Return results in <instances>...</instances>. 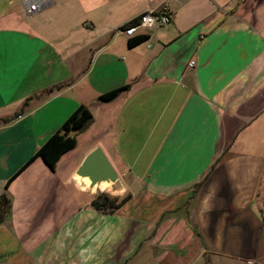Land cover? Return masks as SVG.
Wrapping results in <instances>:
<instances>
[{"label":"crops","instance_id":"1","mask_svg":"<svg viewBox=\"0 0 264 264\" xmlns=\"http://www.w3.org/2000/svg\"><path fill=\"white\" fill-rule=\"evenodd\" d=\"M2 1L0 196L10 210L0 236L24 244L25 264H196L203 250L190 210L199 212L194 226L206 227L190 195L213 196L218 224H232L241 189L222 178L236 165L257 191L264 164V0H37L32 15L23 0ZM148 11L172 21L126 38L123 28ZM138 37L145 40L130 48ZM112 64L114 82L106 74L95 85L96 66ZM123 87L110 105L116 123L97 132L101 144L65 154L54 172L34 159L5 190L79 105ZM103 144L117 149L118 172L109 161L127 197L112 213L96 211L95 196L73 178ZM209 173L214 181L200 187Z\"/></svg>","mask_w":264,"mask_h":264},{"label":"rangeland","instance_id":"2","mask_svg":"<svg viewBox=\"0 0 264 264\" xmlns=\"http://www.w3.org/2000/svg\"><path fill=\"white\" fill-rule=\"evenodd\" d=\"M3 1L0 0V9L4 8L6 5L2 4ZM22 7V5H21ZM18 9V4L13 2L9 4V10L15 11ZM23 10V7L21 8ZM18 11V10H17ZM1 12V11H0ZM17 13V12H16ZM24 14V13H20ZM26 15V14H25ZM24 15V16H25ZM27 15L25 16L24 21L27 22ZM29 18V17H28ZM46 18V17H43ZM14 19L9 20V28L13 26L16 27ZM43 21V19H42ZM39 22V19H36L32 22ZM26 24V23H25ZM30 26L29 24H27ZM103 66V65H102ZM96 66V70H94L92 75V81L97 85L101 83V79L103 75H109V83L112 84L114 80L117 78V70L116 66L112 64L106 71L105 67ZM105 83V82H104ZM80 90H84V86H81ZM119 97V96H118ZM117 97V98H118ZM116 98V99H117ZM103 103L97 99H95L94 105L91 107H87L92 115V121L89 123L82 131L77 133L76 135V147L72 152V155L79 156V154L86 152L89 146L93 143H100L99 141V132L100 130L112 129V125L116 123L117 114L116 112H110L112 109V102ZM105 105V106H102ZM108 109L103 115L102 110ZM45 117V116H44ZM48 119L47 117H45ZM51 120H48L50 122ZM114 131L110 132L112 135ZM101 147V146H100ZM105 152L109 155V160L114 164L116 171H119L118 165L114 159V156L118 155L117 149H110L104 144L101 147ZM241 150H249L248 148L243 147ZM252 150V149H251ZM254 152H258V149L252 150ZM113 152L114 156L111 154ZM240 158V157H239ZM242 159V157H241ZM221 164V163H220ZM251 165V163H250ZM226 171V170H225ZM242 174V175H241ZM241 175V176H240ZM243 172L237 170L236 165L231 166L228 171V174L222 178V181L227 178V183L232 184L235 189H241V196L237 197L236 204H239L238 209L233 213L232 218L234 223L228 224L226 221L224 225L221 222V218L217 222L216 212L212 209L208 208V205L212 203L214 197L209 195L204 199L203 197L200 200V194L198 191L196 193L191 194V198L196 197V201L194 202V207L197 210L203 212L202 215V223L205 225L206 230L205 233L201 228H196L194 226L195 215L199 212L194 210H190V222H191V231L195 236L199 239L201 248L203 250L202 257L196 264H258L254 260L258 258L264 257V235L260 233L259 228H263V222L261 218V210L263 208V194H264V164L260 169V172L256 177L258 178L257 191L255 189H251L249 186V182L243 177ZM219 178V177H217ZM246 178L249 180L253 179V174L247 173ZM215 176L207 175L203 181L199 184L200 187L205 186V184H210L214 181ZM128 182V181H126ZM127 184V183H126ZM215 184V183H213ZM256 184V179H255ZM129 186V185H128ZM133 189L138 190L139 185L136 187L135 184L131 186ZM196 189V187H195ZM199 189V187H197ZM253 197L248 198V195L252 193ZM106 193V192H102ZM96 194H94L95 196ZM121 195L118 197L120 198ZM240 199V201H239ZM225 204V203H224ZM186 210V209H185ZM185 210L181 212L182 215H185ZM179 214V213H178ZM224 220V219H223ZM217 224V227L214 226ZM262 230V229H261ZM264 233V232H263ZM229 235H234L236 238H231ZM238 235V237H237ZM237 238H241V242L238 244ZM15 241H10L6 236H0V264H25L27 262V258L29 256V252L20 241L14 239ZM237 246L240 249H237ZM19 250V251H18ZM254 251V252H253ZM251 258V259H249Z\"/></svg>","mask_w":264,"mask_h":264},{"label":"trees","instance_id":"3","mask_svg":"<svg viewBox=\"0 0 264 264\" xmlns=\"http://www.w3.org/2000/svg\"><path fill=\"white\" fill-rule=\"evenodd\" d=\"M135 24V22L128 24L123 29ZM145 40L144 37L134 38L128 42L130 48L141 44ZM128 87H123L107 94H104L98 98L100 102L108 103L116 99L119 94L127 91ZM92 115L90 111L84 105H79L75 111L61 124V126L48 138L44 145L37 151L35 158L31 159L19 173H17L13 179H11L6 185L7 190L13 180L24 169H26L34 159H41V161L47 166V168L54 172L59 160L67 153L71 152L76 147V135L82 131L92 121ZM127 200L125 198H112L106 194H100L93 198L91 203L92 207L98 212L112 213L122 206ZM263 208L261 210V218L264 227V194H263ZM10 210V201L6 194L0 196V223L6 218Z\"/></svg>","mask_w":264,"mask_h":264},{"label":"water","instance_id":"4","mask_svg":"<svg viewBox=\"0 0 264 264\" xmlns=\"http://www.w3.org/2000/svg\"><path fill=\"white\" fill-rule=\"evenodd\" d=\"M73 178L85 193L95 196L106 194L118 198L125 191L121 177L100 147L94 148L84 157ZM102 187L106 191H101Z\"/></svg>","mask_w":264,"mask_h":264},{"label":"built area","instance_id":"5","mask_svg":"<svg viewBox=\"0 0 264 264\" xmlns=\"http://www.w3.org/2000/svg\"><path fill=\"white\" fill-rule=\"evenodd\" d=\"M23 4L27 8V13L29 15L37 13L40 7L37 0H23ZM171 21H172L171 16L166 13L157 14L153 11H148L146 13H143L137 19L135 24L127 27L126 29H123L122 34L126 38H132L135 36L139 28L152 29L155 27H164L170 24ZM194 66H195V62L194 60H191L188 63V67L194 68Z\"/></svg>","mask_w":264,"mask_h":264},{"label":"bare ground","instance_id":"6","mask_svg":"<svg viewBox=\"0 0 264 264\" xmlns=\"http://www.w3.org/2000/svg\"><path fill=\"white\" fill-rule=\"evenodd\" d=\"M101 191H106V188H103V187H102Z\"/></svg>","mask_w":264,"mask_h":264}]
</instances>
